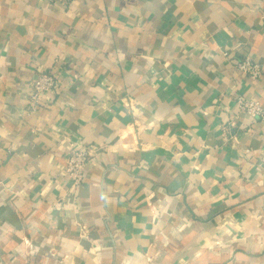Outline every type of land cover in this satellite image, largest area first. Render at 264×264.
Here are the masks:
<instances>
[{
  "label": "crops",
  "instance_id": "crops-1",
  "mask_svg": "<svg viewBox=\"0 0 264 264\" xmlns=\"http://www.w3.org/2000/svg\"><path fill=\"white\" fill-rule=\"evenodd\" d=\"M246 56L264 67V0H0V264H264Z\"/></svg>",
  "mask_w": 264,
  "mask_h": 264
},
{
  "label": "built area",
  "instance_id": "built-area-1",
  "mask_svg": "<svg viewBox=\"0 0 264 264\" xmlns=\"http://www.w3.org/2000/svg\"><path fill=\"white\" fill-rule=\"evenodd\" d=\"M39 1L53 3L56 1L64 2L65 0ZM234 67L239 73L244 76L246 75L251 80H257L264 73L263 65L255 62L249 56L235 62ZM59 81L56 73L51 70L40 73L37 79L33 82L32 88L29 92L28 109L32 112L37 111L42 106L44 97H47L60 88ZM236 106L240 111L246 113L250 117L261 118L264 120V107L258 100L239 96L236 98ZM89 156L90 151L88 147L73 142L69 144V152L64 173L71 181L76 193L81 190L84 184V176L88 168Z\"/></svg>",
  "mask_w": 264,
  "mask_h": 264
}]
</instances>
